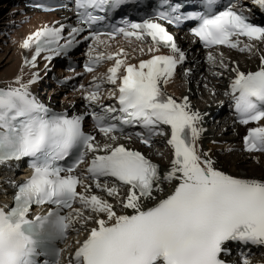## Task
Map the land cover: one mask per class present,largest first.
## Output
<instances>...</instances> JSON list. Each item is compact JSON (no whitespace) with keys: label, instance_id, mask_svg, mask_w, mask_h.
<instances>
[{"label":"snow or ice","instance_id":"obj_1","mask_svg":"<svg viewBox=\"0 0 264 264\" xmlns=\"http://www.w3.org/2000/svg\"><path fill=\"white\" fill-rule=\"evenodd\" d=\"M126 3L72 0L77 23L68 26L67 36L66 25L53 21L19 44L31 55L23 57L20 72L0 87V164L28 158L31 173L23 181L5 182L15 192L11 204L0 203V264H60L57 241L64 242L69 231L81 238L67 264H250L251 250L264 249V177L230 173L202 147L206 114L187 95L167 91L178 66L185 78L191 71L183 67L187 50L157 19L169 24L196 21L190 31L204 47L224 45L250 53L256 47L253 41L264 44V26L245 14L244 5L229 3L217 10L218 0H203L202 11L188 12L180 11V3L161 0L156 19L137 22L125 16L119 26L104 23ZM251 3L264 11V0ZM31 6L53 10L43 3ZM98 25L106 30L101 33ZM117 35L130 43L135 38L140 46L133 56L147 52V58L133 63L124 47L110 50ZM81 41H91L85 72L104 61L112 63L106 72L91 76L88 85H79L84 111H56L32 91L42 79L37 58L50 71L53 57L66 56ZM207 58L215 65L211 51ZM24 67L35 69L27 79ZM219 68L232 73L224 95L230 97L238 123L264 120V52L256 70L244 71L236 61L225 63L223 53ZM68 71L80 75L71 63ZM105 83L113 86L107 98H114L115 105L101 101ZM86 117L94 131L85 130ZM129 128L137 130L126 132ZM133 136L149 148L155 137H164L172 153L167 166L162 169L141 150L119 142ZM242 143L249 154L264 153V123L248 127ZM251 159L258 162L255 155ZM33 205L47 210L33 214ZM233 244L236 260L231 259Z\"/></svg>","mask_w":264,"mask_h":264},{"label":"bare ground","instance_id":"obj_2","mask_svg":"<svg viewBox=\"0 0 264 264\" xmlns=\"http://www.w3.org/2000/svg\"><path fill=\"white\" fill-rule=\"evenodd\" d=\"M245 6L251 8L254 12L259 13V10L255 5L251 3V0H244ZM10 0H0V87H5L12 78L17 75L23 64V57L31 55V50H22L19 47L20 42L28 33L35 31L38 27L49 24L53 21L62 19V13L54 12L53 10L45 11L44 13H36L24 8L23 5L10 4ZM7 4V5H6ZM177 43L182 49L188 50V57L184 68L191 69L187 78L183 76V69H177V75L167 86V91L174 94L176 97L187 95L194 108L199 109L205 113L204 124L205 132L202 134V147L204 149H210V154L220 161L221 165L230 173L243 174L249 177H264V153L258 154H245L241 151V139L245 134L247 128L235 124L233 115L230 111L231 100L229 96H225V91L228 90L229 78L232 73L228 70L219 68V55L223 53L225 57V63L236 61L240 68L244 71L256 70L259 64V56L261 52H264V44L253 41L256 47L250 53L248 51L240 52L238 49H216L211 52L216 57L215 65L209 61L207 55L210 51H201L189 41L186 44H182L179 37H175ZM140 42L133 39L131 43L129 41L114 40L111 41L110 50L115 51L118 47H124L129 53V62H137L138 58H147V52L144 56H141L139 52L133 56L132 50L138 48ZM147 42L144 43V47L147 48ZM260 49L257 51L256 49ZM100 50H105L101 46ZM163 51V50H162ZM86 52H79L76 57H85ZM37 69L40 74L43 75L47 71H40L43 67V60L37 61ZM112 61L106 63L98 72L84 77L81 81L82 84L88 85L91 76L98 75L106 72V69ZM60 62H51L49 68H52L50 73L46 75L41 83H36L32 86L33 93L37 94L39 99L47 104L52 109L69 110L80 112L85 109V101L82 97L81 90H63L56 88L52 77L54 75L60 77L64 74V70L60 68ZM63 67V66H62ZM35 69L23 68L25 73V79L28 78V73ZM221 72L222 75L215 76L214 72ZM207 84V87H205ZM113 88L112 85L105 83L103 87V95L101 101L104 104H111L114 99L107 98L108 89ZM212 89H215V94L212 93ZM198 96L202 104L194 103L193 97ZM197 98V97H196ZM195 99V98H194ZM199 101V102H200ZM74 105V108H73ZM218 121L216 129L223 130V134L210 132L207 125L209 122ZM264 123V120L259 122ZM258 123V124H259ZM256 126L252 125L250 127ZM98 139H103L98 136ZM156 145L160 149L168 154V160H160L158 163L163 169L167 166L168 161L171 159V148L164 143V137H156ZM215 141V143H213ZM120 143H124L129 147L141 150L144 153H149L148 149L139 146L133 138L125 139L123 137L119 140ZM232 149V151H228ZM258 157L257 160L251 159V156ZM250 159V160H248ZM10 180L6 173V168L0 166V202H10L12 198V187L5 182ZM99 195H104L99 190L93 187ZM107 198V197H106ZM111 199V198H108ZM77 205H74L76 207ZM74 233V236L67 241L64 245V252L61 257L60 264H67V260L74 252L75 241L80 239ZM233 255L231 259L236 260L238 258L237 251L232 248ZM252 255L249 257L250 264H264V249L252 250Z\"/></svg>","mask_w":264,"mask_h":264},{"label":"rangeland","instance_id":"obj_3","mask_svg":"<svg viewBox=\"0 0 264 264\" xmlns=\"http://www.w3.org/2000/svg\"><path fill=\"white\" fill-rule=\"evenodd\" d=\"M6 5H7V4H6ZM9 5H10V4L8 3V5L6 6V8H7ZM196 97H197V98H196ZM196 97L194 96V97L192 98V100H194V103H196V104L198 103V105L202 104V103H201L202 100L200 101V98H199L198 96H196ZM194 98H195V99H194ZM199 101H200V102H199ZM217 124H218V122L215 121V120H213V121H211V122L208 123L207 127H208V129L210 130V132H212V130H213V132H215V131H216V133L219 132L218 135L223 134V130H222V129H221V130H219V128L216 129ZM151 151H152V153L154 154V156L157 157V160H158V161H160L161 159L164 160V161H167V160H168V154H167L166 152L162 151V150L160 149V147H158V146L155 145V146L151 149ZM157 151H161V152H163V156L157 155V154H156ZM248 160H250V159H248Z\"/></svg>","mask_w":264,"mask_h":264}]
</instances>
